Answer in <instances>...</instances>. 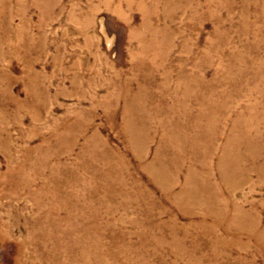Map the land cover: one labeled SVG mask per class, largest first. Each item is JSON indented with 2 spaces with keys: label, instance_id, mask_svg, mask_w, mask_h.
<instances>
[{
  "label": "rangeland",
  "instance_id": "1",
  "mask_svg": "<svg viewBox=\"0 0 264 264\" xmlns=\"http://www.w3.org/2000/svg\"><path fill=\"white\" fill-rule=\"evenodd\" d=\"M0 264H264V0H0Z\"/></svg>",
  "mask_w": 264,
  "mask_h": 264
}]
</instances>
